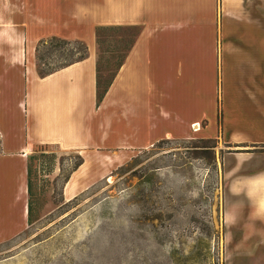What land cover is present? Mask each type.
<instances>
[{
	"label": "crops",
	"instance_id": "0c3cea01",
	"mask_svg": "<svg viewBox=\"0 0 264 264\" xmlns=\"http://www.w3.org/2000/svg\"><path fill=\"white\" fill-rule=\"evenodd\" d=\"M98 27L140 29L101 102ZM54 37L89 56L42 77ZM0 138V246L29 228L34 148L83 151L75 197L169 140L225 150V222L264 245V0H0Z\"/></svg>",
	"mask_w": 264,
	"mask_h": 264
},
{
	"label": "rangeland",
	"instance_id": "374dc122",
	"mask_svg": "<svg viewBox=\"0 0 264 264\" xmlns=\"http://www.w3.org/2000/svg\"><path fill=\"white\" fill-rule=\"evenodd\" d=\"M139 31H101L102 81L112 80ZM49 50L39 53L45 71L66 60ZM82 152L34 148L30 225L0 246V264H264L258 231H246L243 216L225 222V150L217 142L162 141L68 199L66 179Z\"/></svg>",
	"mask_w": 264,
	"mask_h": 264
},
{
	"label": "trees",
	"instance_id": "16d2710c",
	"mask_svg": "<svg viewBox=\"0 0 264 264\" xmlns=\"http://www.w3.org/2000/svg\"><path fill=\"white\" fill-rule=\"evenodd\" d=\"M107 28H117V27H98L96 29V36H97V43H98V55H99V38H100V33L101 31H104ZM122 28H135V27H122ZM140 31L137 35V37L139 36ZM136 37V39H137ZM135 39V41H136ZM135 41L133 42V44L131 45V47L129 48L124 60L122 61V63L120 64L116 74L113 76L112 80L108 81V82H104L102 81V76L100 74V66L98 65V102H101L106 93L108 92L113 80L115 79L118 71L120 70V68L122 67V65L124 64L130 50L132 49ZM47 45H51V50H49V55H60V58L66 59L64 61V63L57 67V68H53L50 69L48 68V70H44L43 66H47L48 64L42 63L41 61L43 60L40 56V50L42 47L47 46ZM77 46L79 48H77ZM69 47V48H68ZM73 47V48H70ZM89 56V50H88V46L84 41H68V40H64V39H60V38H50V39H46V40H42L39 43L38 49H37V60H38V70L39 73L42 77H46L48 75H51L53 73H55L58 70H61L63 68H66L72 64H75L77 62H81L84 61L85 59H87ZM49 67V66H48ZM208 141H215V140H208ZM216 142V141H215ZM84 163L83 159L80 158V161L74 166L72 173L75 172L80 166H82ZM71 173V174H72ZM70 177L67 178V182L69 181ZM30 216H31V209H30Z\"/></svg>",
	"mask_w": 264,
	"mask_h": 264
},
{
	"label": "bare ground",
	"instance_id": "6f19581e",
	"mask_svg": "<svg viewBox=\"0 0 264 264\" xmlns=\"http://www.w3.org/2000/svg\"><path fill=\"white\" fill-rule=\"evenodd\" d=\"M14 25V24H13ZM6 31V30H5ZM7 32V31H6ZM11 34V33H10ZM1 36H3V34L1 35ZM8 39H9V37H8ZM15 43V42H14ZM23 46V45H22ZM24 51V50H23ZM21 59V58H20ZM17 60H19V59H17ZM197 127V126H196ZM83 173H85L84 171L82 172V174ZM78 177H79V175H76L75 177H73L72 178V180H71V182L70 181H68V185H67V187H66V196H67V198L68 199H73V197H74V190H75V186H76V184H77V180H78Z\"/></svg>",
	"mask_w": 264,
	"mask_h": 264
},
{
	"label": "built area",
	"instance_id": "2783aa9c",
	"mask_svg": "<svg viewBox=\"0 0 264 264\" xmlns=\"http://www.w3.org/2000/svg\"><path fill=\"white\" fill-rule=\"evenodd\" d=\"M0 153H2V141H1V138H0Z\"/></svg>",
	"mask_w": 264,
	"mask_h": 264
}]
</instances>
